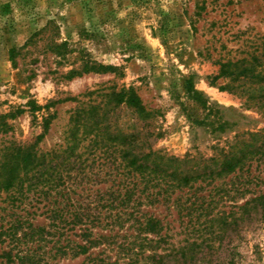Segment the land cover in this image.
Returning a JSON list of instances; mask_svg holds the SVG:
<instances>
[{"label":"rangeland","instance_id":"obj_1","mask_svg":"<svg viewBox=\"0 0 264 264\" xmlns=\"http://www.w3.org/2000/svg\"><path fill=\"white\" fill-rule=\"evenodd\" d=\"M262 34L264 0H0V114L24 110L6 117L11 128L0 133V142L31 143L45 132L37 147L47 151L64 143L74 97L101 87L131 86L154 111L155 149L179 157L211 155L213 145L264 127L258 111L222 88L225 79H214L217 60L239 57L248 41ZM30 37L31 43L13 65L10 49L21 47ZM61 41L72 50L64 58L50 50L51 43ZM85 60L115 69L64 77ZM188 78L218 109L220 121L226 122L223 130L194 122L203 120L206 111L186 94ZM29 101L36 103L34 111ZM51 101L54 104L44 107ZM118 114L122 123L130 117L124 107ZM49 116V127L44 129ZM250 196H238L234 202ZM15 199L0 193V233L5 231L0 235V264H152L149 255L192 237L176 222L168 243H146L145 235L156 236L138 234L126 222L116 238L126 246L102 243L76 257L62 256L57 251L60 242H55L58 235L50 234V221L42 213L45 201L32 192ZM232 203L226 200L227 205ZM253 216L244 226H231L221 241L203 249L191 264H264V218ZM16 219L20 223L6 234ZM35 228L44 231L33 232Z\"/></svg>","mask_w":264,"mask_h":264},{"label":"trees","instance_id":"obj_2","mask_svg":"<svg viewBox=\"0 0 264 264\" xmlns=\"http://www.w3.org/2000/svg\"><path fill=\"white\" fill-rule=\"evenodd\" d=\"M248 42L239 57L216 61L219 69L214 79H225L223 89L264 117V34ZM30 43L31 37L21 47L10 49L13 65ZM50 48L59 58L72 51L67 41L53 42ZM114 69L85 60L81 68L69 69L64 77L70 80ZM185 91L206 111L203 120L194 122L223 130L226 122L220 121L218 109L208 104L190 78L185 81ZM72 100L76 106L63 144L41 151L37 144L45 132L31 143L0 142V193L23 199L32 192L45 201L42 213L50 221V234L58 235L55 242H60L57 251L62 256L76 257L102 243L126 246V241L116 240L126 222L138 234L156 236L145 235L144 242L165 244L177 222L192 237L166 245L162 253L154 252L148 258L152 264H191L203 249L221 241L231 226H244L253 215L264 218V127L213 145L211 155L186 153L179 157L153 147L154 111L133 87L96 88ZM28 105L31 111L37 107L33 101ZM122 107L130 113L124 123L118 114ZM23 111L0 114V133L11 128L6 117ZM210 116L213 120L207 121ZM50 118H45L44 129ZM247 193L251 196L239 204L234 202ZM226 200L233 203L227 205ZM19 220L10 224L6 234Z\"/></svg>","mask_w":264,"mask_h":264}]
</instances>
